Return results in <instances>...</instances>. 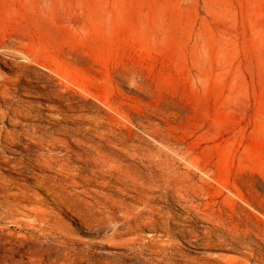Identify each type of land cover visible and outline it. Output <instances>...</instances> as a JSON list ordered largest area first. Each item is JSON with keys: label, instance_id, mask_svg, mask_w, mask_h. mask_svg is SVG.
Returning <instances> with one entry per match:
<instances>
[{"label": "rangeland", "instance_id": "1", "mask_svg": "<svg viewBox=\"0 0 264 264\" xmlns=\"http://www.w3.org/2000/svg\"><path fill=\"white\" fill-rule=\"evenodd\" d=\"M90 123L146 178L154 154L157 185L138 196L81 145H56L77 169L63 178L6 138ZM0 139V185L24 192L9 212L0 190V264H264V0H0Z\"/></svg>", "mask_w": 264, "mask_h": 264}, {"label": "bare ground", "instance_id": "2", "mask_svg": "<svg viewBox=\"0 0 264 264\" xmlns=\"http://www.w3.org/2000/svg\"><path fill=\"white\" fill-rule=\"evenodd\" d=\"M70 84H72V83H70ZM70 91L71 90L69 89L67 92H70ZM51 95H45V100L47 102H50V99H52L50 97ZM52 96L59 97V94L53 93ZM61 96H63V95H61ZM61 99L66 102L65 107L68 110L70 108L72 109L73 99L71 98L70 95H64ZM46 106H47L48 110L52 111V112L59 113V112L64 111L63 107L56 106L54 104H47ZM74 111L76 114L70 116V118L73 121L83 122L86 120L85 115L82 113L83 111H77V110H74ZM11 115L14 117H17V118H23L24 116H26L28 114L23 112V110L14 108V109H12ZM53 116L54 115H51V117H53ZM57 116H58V118L63 117L61 114H58ZM36 117L41 118V115H37ZM88 120L93 121V116L88 117ZM94 120L96 121L95 126L102 129V131L99 132V135L101 136V138L104 139L106 136H111L113 139L112 143L115 146H117L119 140L116 139L114 136H112V132L106 127L105 122L102 121L101 118H94ZM92 131H93V123L92 124L90 123V126L88 128H85V129H82L81 127H75L72 129H67L68 138L65 140H61V139L57 138V135L62 134L60 131V128L44 127V126H30L29 129H24L23 131L16 132L15 134H9L6 138L9 140V142L11 141L14 144H16L17 141H22L23 139H26L30 142L26 146V148H30L31 146L39 147L40 151L36 153V158H34L32 160V162L37 167H39L41 170H50V171L56 170V171H58L59 176L63 177V178H69V177L73 176L77 172V169L75 168V166H72V162H70L69 159L68 160L62 159L58 154L54 153V150L56 149V145H60V146L64 147L65 149H67L66 155L74 153V152H72L71 149L73 147H77L78 145H81L84 149H82L81 152H76L75 154L80 158V161L87 168H89L90 170H93V167H96V168L99 166L105 167V166H108V165L114 163L116 165V169L121 173L123 180L126 182L129 181L135 185V187L137 188L136 193L138 196H141L140 191H141V188L143 186L154 187L157 185V183L159 181L158 163H157V160H156L154 154L151 155L150 160H149V162L151 164V167H150L151 168L150 169L151 170V176H148L146 178L145 176L137 173V171L134 170L133 165L130 163V160L133 161L132 159H130V158L124 159V158L115 156L114 153L111 151V149L109 151L104 150L101 142H93V133H91ZM1 141L2 140L0 139V142ZM138 146H140V145H138ZM126 153L128 154V152H126ZM131 156L139 158L140 154L134 153ZM114 157H116V158H114ZM141 159L143 160L142 156H141ZM3 162L5 163V166L11 165V160L7 157L3 158ZM137 163L142 164L141 161H139ZM108 167H110V166H108ZM25 169H27V168H25ZM22 172H24V171H22ZM52 179L56 180V178H53L50 176H44L41 179V181H38L36 183V185L38 187L45 186V182L47 180H50V182H51ZM6 187L8 188L7 183L4 186L0 185V190H2L7 195L6 200H5V205H2V206H4V209L6 211L17 212L20 210V207H21L20 205L22 204L21 201L17 200V196L22 195V193H24V192H23V190L13 192L11 190H8ZM5 190H7V191L5 192ZM24 208H27V206H25ZM29 211L31 213L36 214L37 217H40V216L44 215V213H45V210H43L42 207L37 206L35 204L31 205V208ZM28 215H29V213H28ZM40 221L46 222L47 220L45 218H43ZM18 243H20V242H18ZM55 255H56V253H55Z\"/></svg>", "mask_w": 264, "mask_h": 264}]
</instances>
